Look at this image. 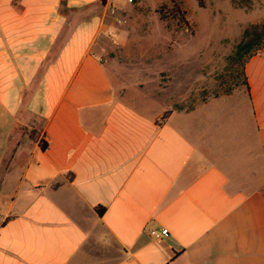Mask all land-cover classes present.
I'll return each instance as SVG.
<instances>
[{
  "label": "crops",
  "instance_id": "1",
  "mask_svg": "<svg viewBox=\"0 0 264 264\" xmlns=\"http://www.w3.org/2000/svg\"><path fill=\"white\" fill-rule=\"evenodd\" d=\"M111 7L0 0V264H264V39L237 96L151 109L100 57Z\"/></svg>",
  "mask_w": 264,
  "mask_h": 264
},
{
  "label": "rangeland",
  "instance_id": "2",
  "mask_svg": "<svg viewBox=\"0 0 264 264\" xmlns=\"http://www.w3.org/2000/svg\"><path fill=\"white\" fill-rule=\"evenodd\" d=\"M179 1L188 21L178 27L172 20L166 25L158 11L170 0H116L120 7L105 15L114 22V30L100 38V57L110 79L122 96L151 109L166 101L168 107L188 110L213 96L244 91L232 57L246 28H264V0H201L202 5L199 0ZM7 126L0 124V154Z\"/></svg>",
  "mask_w": 264,
  "mask_h": 264
},
{
  "label": "trees",
  "instance_id": "3",
  "mask_svg": "<svg viewBox=\"0 0 264 264\" xmlns=\"http://www.w3.org/2000/svg\"><path fill=\"white\" fill-rule=\"evenodd\" d=\"M170 1V4L167 5L163 3L158 8L160 17L166 21V25L168 26L171 24V20L175 22L177 27L178 25L182 26L183 24H187L186 9L181 5V2L179 0ZM199 4L202 5L201 0H199ZM260 25L263 26V24H254L251 26V29L246 28L244 30V39L237 43L235 53L232 57L233 61L237 62L239 65V72L243 76L245 87L248 86V83L244 73V63L252 54L258 51L264 39V28L261 32H258ZM229 90L230 89H227L225 92ZM170 112L171 108L165 109L157 121L162 122L165 120ZM40 146L42 148L47 146V142L42 138L40 139ZM96 209L98 213H102L104 211V206L97 205Z\"/></svg>",
  "mask_w": 264,
  "mask_h": 264
},
{
  "label": "built area",
  "instance_id": "4",
  "mask_svg": "<svg viewBox=\"0 0 264 264\" xmlns=\"http://www.w3.org/2000/svg\"><path fill=\"white\" fill-rule=\"evenodd\" d=\"M128 1H133V0H128ZM110 10L113 12L115 11L114 7H111ZM146 233L150 236H165L168 234V228L165 226H158V227H147L146 228Z\"/></svg>",
  "mask_w": 264,
  "mask_h": 264
}]
</instances>
